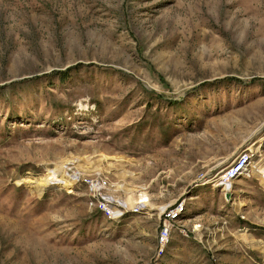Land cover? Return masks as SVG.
Returning a JSON list of instances; mask_svg holds the SVG:
<instances>
[{
    "label": "rangeland",
    "instance_id": "1",
    "mask_svg": "<svg viewBox=\"0 0 264 264\" xmlns=\"http://www.w3.org/2000/svg\"><path fill=\"white\" fill-rule=\"evenodd\" d=\"M252 130L264 156V0H0V264H264V194L185 209Z\"/></svg>",
    "mask_w": 264,
    "mask_h": 264
},
{
    "label": "built area",
    "instance_id": "2",
    "mask_svg": "<svg viewBox=\"0 0 264 264\" xmlns=\"http://www.w3.org/2000/svg\"><path fill=\"white\" fill-rule=\"evenodd\" d=\"M261 153H262L261 151L248 150V148L243 149V150H239L228 161V163H226L224 165V168L222 169V171H220V174L218 176H216L217 178H215V180L217 179V181L219 183L229 181L231 183L230 187H232V181L235 178H238V177L243 176V175H250V173H253L252 166H251L252 162L258 160ZM255 157H257V159H255ZM78 175H79L78 173L73 172L72 178L75 180H77V179L79 180L80 178ZM262 175H264V174H262ZM214 176L215 175H213V177ZM95 182H97V181H95L94 179L91 178L90 187H92V186L95 187V185H93ZM211 183L214 187H217L214 184V180H212ZM97 184L99 185V183H97ZM96 189L97 188H95L94 190H96ZM225 191H228V190L224 189V192ZM100 193L101 192H98V194H100ZM106 200H107L106 197H100L99 201H98L99 204L96 206V209L101 214H103L104 216H107L109 219H115V220L120 219V217H122V215L125 212H129V209H132L130 207H126L125 205H124L125 206L124 208H121L123 205H117L120 208H118L116 212H113L115 210L110 209V207L106 204ZM110 205L113 207L111 202H110ZM142 207H143L142 205H138V206H135L133 208V210L134 211L140 210V209L142 210ZM115 208H117V207H115ZM183 208H184V202H183V200H181V201L177 202L176 204H174L173 206H170L161 212L162 213V217H161L162 222L160 224L158 233L156 235V238H157V240H156L157 244L156 245L158 248V252H156L157 257L164 252L165 246H166L168 239H169L171 228L173 226V221L176 220L177 218H180L181 211Z\"/></svg>",
    "mask_w": 264,
    "mask_h": 264
},
{
    "label": "crops",
    "instance_id": "3",
    "mask_svg": "<svg viewBox=\"0 0 264 264\" xmlns=\"http://www.w3.org/2000/svg\"><path fill=\"white\" fill-rule=\"evenodd\" d=\"M248 133L249 134L246 135L247 137L246 136L245 137H246V139L249 140V145L254 144L256 147V151L262 152V150L260 149V142H261V138L263 137V135H261V133H260V134H258L259 136L258 135L255 136V134L257 133V130H255V131L252 130V131H249ZM257 143H259V145H257ZM238 146L239 145L235 146L232 149L231 153H233V156L239 150H242V149L238 148ZM217 153H219V152H217ZM216 154H214V155H216ZM261 184H263V183L261 182L259 175L255 174V172H253L252 176L249 178L247 177L244 180L243 179L235 180L233 186L228 189L229 199L226 202L228 210H231L233 213H236V207L237 206H240L243 203H244V205L249 204V199L251 200V197H253L252 193L256 194V197L262 196L264 194V187ZM189 186H190V191L186 193V200H185L186 201L185 202L186 203L185 204L186 210H187V206H188L189 211L191 209H195L192 206L195 203L197 210L201 209L200 213L204 212L207 209V208H205L207 206V204L205 203L206 199L210 197L211 203H212V204H210L211 205L210 207H213V209H215V210H218L220 207V209L222 211L223 208H222V206H220V204L223 203L222 196L220 197V195L218 193H215V192H219L222 189L221 187H216V188L213 187L212 188L211 186L206 185V182H204V180L194 181ZM188 188L189 187H187V189Z\"/></svg>",
    "mask_w": 264,
    "mask_h": 264
},
{
    "label": "bare ground",
    "instance_id": "4",
    "mask_svg": "<svg viewBox=\"0 0 264 264\" xmlns=\"http://www.w3.org/2000/svg\"><path fill=\"white\" fill-rule=\"evenodd\" d=\"M243 150V149H242ZM260 159V160H259ZM258 160H256V161H254V162H252V170H253V172H255V174L257 173H259L260 174V176L262 177V183H264V175H262V174H264V156L262 155V154H260V158H259ZM90 163V162H89ZM74 166H76V165H74ZM88 168V167H87ZM67 169V168H66ZM89 170H90V167H89ZM82 171V170H81ZM75 173H81L80 172V170H75L74 171ZM262 174H261V173ZM61 173H64V174H67L68 175V172L65 170V168H62V172ZM73 174V173H72ZM220 174V171L218 172V173H216V174H214L213 173V175H215L214 177H213V175L212 176H210L209 178H211V180L210 179H207V181L206 182H208V181H212V180H214V184L217 186V187H224L226 190H228L229 188H230V185H231V183L229 182V181H226V182H218L217 181V179L215 180V178H217L216 176H218ZM81 175H82V173H81ZM69 179H71L72 181H73V179H72V175H71V177L69 176ZM75 180V179H74ZM99 182V181H98ZM98 182H95L93 185H95V188H97V189H100L99 188V186H97L98 184ZM209 183V182H208ZM123 187V186H122ZM139 192H140V197H139V199H140V201H139V203L138 204H140V205H142L143 207H148V208H154V207H156L155 205H153L152 203H151V201L149 200V197H148V193L145 191V189H143V187H141V188H139V190H138ZM108 200V201H107ZM107 200H106V204L110 207V209H113V210H115V207H117V204H120V203H116L115 202V200H113L112 201V203L113 204H115V207L113 206H111L110 205V199L109 198H107ZM121 204L124 206H126V207H128L125 203H124V201L123 202H121ZM133 209V208H132ZM117 210H115V211H113V212H116ZM248 237V236H247Z\"/></svg>",
    "mask_w": 264,
    "mask_h": 264
},
{
    "label": "water",
    "instance_id": "5",
    "mask_svg": "<svg viewBox=\"0 0 264 264\" xmlns=\"http://www.w3.org/2000/svg\"><path fill=\"white\" fill-rule=\"evenodd\" d=\"M225 196H226V198H229V192L228 191L225 192Z\"/></svg>",
    "mask_w": 264,
    "mask_h": 264
}]
</instances>
